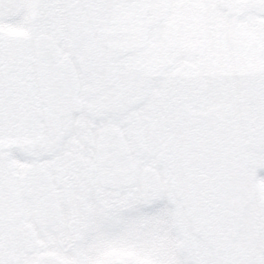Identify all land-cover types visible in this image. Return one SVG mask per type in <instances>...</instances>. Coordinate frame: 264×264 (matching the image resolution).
<instances>
[{
    "label": "snow or ice",
    "instance_id": "6c2138e0",
    "mask_svg": "<svg viewBox=\"0 0 264 264\" xmlns=\"http://www.w3.org/2000/svg\"><path fill=\"white\" fill-rule=\"evenodd\" d=\"M0 264H264V0H0Z\"/></svg>",
    "mask_w": 264,
    "mask_h": 264
}]
</instances>
